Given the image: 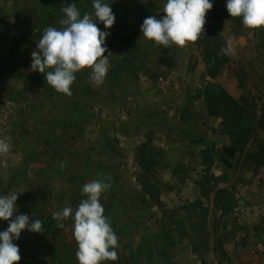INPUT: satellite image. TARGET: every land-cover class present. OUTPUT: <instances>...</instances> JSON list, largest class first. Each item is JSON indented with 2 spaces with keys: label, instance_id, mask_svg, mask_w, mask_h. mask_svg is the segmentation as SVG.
Instances as JSON below:
<instances>
[{
  "label": "rangeland",
  "instance_id": "rangeland-1",
  "mask_svg": "<svg viewBox=\"0 0 264 264\" xmlns=\"http://www.w3.org/2000/svg\"><path fill=\"white\" fill-rule=\"evenodd\" d=\"M108 1L116 16L111 29L96 19L93 0H0V89L6 99H20L6 120L11 142L0 159V196L16 194L13 219L26 214L44 230L25 229L14 239L19 264H79L74 219L59 228L53 213L71 207L74 216L86 199L83 185L108 176L112 187L100 202L118 236V259L101 264H215L212 232L220 264H264V156L262 162L246 156L237 182L223 188L230 189L231 206L217 207L219 189L209 218L211 193L235 174L238 151L225 148L230 137L220 132V117L191 113L195 106L205 111L207 84H220L255 106L247 155L255 143L264 153V28L245 27L228 13L227 0H211L205 34L183 48H165L143 37L141 27L145 18L165 15L166 0ZM72 3L81 18L90 14L110 33L105 46L112 54L102 85L89 82L86 68L75 74L68 96L32 71L31 53L45 28L62 27L60 9ZM218 33L232 54L213 78L205 55ZM120 34L140 51L128 56ZM211 144L221 157L203 154ZM209 175L207 190L201 183ZM8 227L0 220V231Z\"/></svg>",
  "mask_w": 264,
  "mask_h": 264
},
{
  "label": "clouds",
  "instance_id": "clouds-1",
  "mask_svg": "<svg viewBox=\"0 0 264 264\" xmlns=\"http://www.w3.org/2000/svg\"><path fill=\"white\" fill-rule=\"evenodd\" d=\"M228 13L232 18L242 17L249 29L264 28V0H227ZM94 15L99 22L111 29L116 21L112 8L103 0H93ZM213 8L211 0H166L159 19L151 15L144 19L141 31L143 37L154 41L158 46L170 48L173 45L185 47L197 42L206 24V15ZM61 28L47 27L31 53L33 72L44 74L47 83L57 92L71 96L76 73L91 69L89 82L100 86L105 82L109 71V56L112 54L105 46L109 32L101 31L93 17L81 13L75 3L63 6ZM221 52L232 54L225 47ZM105 53H109L105 55ZM10 144L0 139V155L8 153ZM63 168V165H61ZM111 176L93 180L83 185L82 195L86 196L74 212L71 207L53 213L59 228L64 221L74 219V238L78 245L76 258L79 264H101L103 261L118 259V236L100 202L102 193L111 189ZM16 194L0 196V220L9 221V227L0 231V264H19L20 249L13 241L20 238L21 232H44L42 222L35 219L29 222L26 214L16 215Z\"/></svg>",
  "mask_w": 264,
  "mask_h": 264
},
{
  "label": "trees",
  "instance_id": "trees-1",
  "mask_svg": "<svg viewBox=\"0 0 264 264\" xmlns=\"http://www.w3.org/2000/svg\"><path fill=\"white\" fill-rule=\"evenodd\" d=\"M104 3L109 4L108 0H103ZM125 34H120V38H125L123 41V46L127 49L128 56L136 54L140 51L135 46V42L125 37ZM26 35H23L25 38ZM22 40V39H21ZM215 47H212L207 54L205 55V62L208 64L207 73L215 78L220 72V68L226 64L229 60V55L223 54L219 49L222 48V36H216ZM220 43V44H219ZM134 50H128L131 47ZM205 102H206V111L209 116H216L221 118L220 123V132L227 134L230 137V145L225 148L229 153L233 154L232 150L238 151V160L245 149V146L251 136L253 129V115L255 113V106L251 103H242L237 100L225 87L221 86L216 82H209L204 90ZM251 111V112H250ZM254 147L258 148L256 151L252 150L247 155V158L252 159L256 162H262L263 160V149L259 148L257 143L254 144ZM219 154L220 152L216 150L213 144L208 145L207 150L203 151V154H210L213 156L214 153ZM211 158V157H210ZM213 160V159H211ZM212 177L205 176V180L201 183L203 187L210 186ZM217 207L222 208L224 211L231 206L232 197L230 195V189H222L217 195ZM205 214V213H204ZM264 221V217L262 218ZM217 231V230H216ZM203 238V237H201ZM217 245L222 244V238L220 236L216 237ZM207 239L204 237L199 244L203 247H206ZM197 250V249H195ZM204 264H208V261L204 259Z\"/></svg>",
  "mask_w": 264,
  "mask_h": 264
},
{
  "label": "water",
  "instance_id": "water-1",
  "mask_svg": "<svg viewBox=\"0 0 264 264\" xmlns=\"http://www.w3.org/2000/svg\"><path fill=\"white\" fill-rule=\"evenodd\" d=\"M263 99H264V97H263ZM260 111H261V103H259V105H258V112L260 113ZM255 134H256V129L253 132V136L250 138V140L248 141L247 145L245 146V149H244V151H243V153H242V155L240 157L237 169H236L235 174L233 175V177L230 178L228 181L218 182L216 184V186H215V189L212 191V193H211V204H210V209H209V218L213 217V212H214V209H215L216 192L219 189H223V188L230 187V186L234 185L237 182V180L239 179V177L241 175V172H242V169H243V164L245 162L247 153H248L249 148H250V146H251V144L253 142ZM210 254H211L215 264H220L219 259L215 255V235H214L213 232L211 233V236H210Z\"/></svg>",
  "mask_w": 264,
  "mask_h": 264
},
{
  "label": "built area",
  "instance_id": "built-area-1",
  "mask_svg": "<svg viewBox=\"0 0 264 264\" xmlns=\"http://www.w3.org/2000/svg\"><path fill=\"white\" fill-rule=\"evenodd\" d=\"M38 87V84L36 85ZM19 98H9L6 99L4 97V94L2 90L0 89V139H5L10 144V137L8 135V127L9 124L6 121L7 117L9 115V111H11L13 108L19 107ZM6 154L0 155V159L6 158Z\"/></svg>",
  "mask_w": 264,
  "mask_h": 264
},
{
  "label": "crops",
  "instance_id": "crops-1",
  "mask_svg": "<svg viewBox=\"0 0 264 264\" xmlns=\"http://www.w3.org/2000/svg\"><path fill=\"white\" fill-rule=\"evenodd\" d=\"M176 74V73H175ZM185 76H187L188 77V75H185ZM205 106V105H204ZM206 107V106H205ZM204 113L205 112V115H207V116H209L208 114H207V111H206V109H205V111H204V107L203 108H201V106H195V107H192V109H191V113H194V115L196 114V113H199V115H198V117H195L196 119H200L201 118V116L202 115H200V113ZM176 116H178V115H176ZM196 116V115H195ZM210 117H214V116H210ZM194 120V119H193ZM195 121V120H194ZM193 121V123H195ZM218 121H220V118L218 119ZM200 123V122H199ZM204 123V122H203Z\"/></svg>",
  "mask_w": 264,
  "mask_h": 264
}]
</instances>
